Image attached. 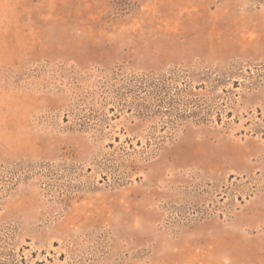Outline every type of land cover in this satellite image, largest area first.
I'll return each mask as SVG.
<instances>
[{
    "label": "rangeland",
    "instance_id": "1",
    "mask_svg": "<svg viewBox=\"0 0 264 264\" xmlns=\"http://www.w3.org/2000/svg\"><path fill=\"white\" fill-rule=\"evenodd\" d=\"M0 264H264V0H0Z\"/></svg>",
    "mask_w": 264,
    "mask_h": 264
},
{
    "label": "trees",
    "instance_id": "2",
    "mask_svg": "<svg viewBox=\"0 0 264 264\" xmlns=\"http://www.w3.org/2000/svg\"><path fill=\"white\" fill-rule=\"evenodd\" d=\"M162 80V79H161ZM135 82H137V84L138 85H136V84H133L132 83V85L135 87H137V89H139V90H141V89H144L145 87L143 86L144 84H148L149 85V87H150V82H153V81H150V80H147V79H144V78H140V79H138V80H136ZM131 84V83H130ZM144 87V88H143ZM150 88H152V87H150ZM153 89V91H154V93H153V95H151V98H152V96L154 97V100L156 99V98H159L160 96H161V94L162 93H164V91L163 90H161V88H159L158 86H156V87H154V88H152ZM139 96V95H138ZM144 98L142 97V100H143ZM134 100H136V98H134Z\"/></svg>",
    "mask_w": 264,
    "mask_h": 264
}]
</instances>
